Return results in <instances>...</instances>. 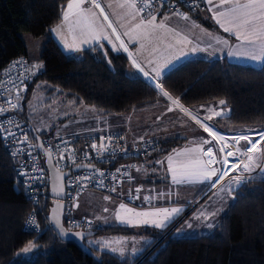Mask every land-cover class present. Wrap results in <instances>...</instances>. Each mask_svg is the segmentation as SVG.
Instances as JSON below:
<instances>
[{
  "label": "trees",
  "instance_id": "trees-1",
  "mask_svg": "<svg viewBox=\"0 0 264 264\" xmlns=\"http://www.w3.org/2000/svg\"><path fill=\"white\" fill-rule=\"evenodd\" d=\"M67 2L0 0V68L11 58L27 57L20 33L27 32L33 37L43 35L59 22L62 7ZM194 15L201 17L197 13ZM201 20L211 26L205 18ZM103 45L108 52L107 59L99 45L85 48L81 56L74 57L65 54L52 37L45 39L37 58L43 68L31 75L23 100L36 83L44 82L47 89L57 88L76 104L84 103L116 117L165 103L156 88V84H160L189 108L225 100L230 108L229 115L217 117L212 122L222 131L264 127V60L255 67L232 62L226 57L191 58L163 74L158 83L150 84L133 71L124 53ZM18 112L32 124L26 117L24 104ZM47 134L39 132L42 138ZM153 141L157 149L140 161L162 155L181 143L180 138ZM43 167L45 169L44 163ZM233 195L209 234L173 235L189 213L172 227L173 223L160 230L97 225L93 229L95 236L142 235L150 237L151 242L137 256L120 257L89 245L85 238L84 243L93 252L88 255L72 241H63L56 235L46 217L48 199L41 198L34 203L25 197L14 178L11 155L0 140V264H264V177L241 183ZM31 208L37 214L38 231L23 227ZM29 243L35 245L29 256L17 254Z\"/></svg>",
  "mask_w": 264,
  "mask_h": 264
},
{
  "label": "snow or ice",
  "instance_id": "snow-or-ice-1",
  "mask_svg": "<svg viewBox=\"0 0 264 264\" xmlns=\"http://www.w3.org/2000/svg\"><path fill=\"white\" fill-rule=\"evenodd\" d=\"M204 2L208 6V11L212 13V18L215 19L216 23L223 29V31L234 35L236 39L240 41V45L236 47L235 51L230 50V55L240 54L250 56L252 59H264V0H244V2H242V0H219L218 3H214V0H204ZM85 3H88L89 7H83ZM118 6L120 9L125 10L120 19L127 17L128 23L132 24L131 27H127L125 24H119L118 20L113 21L110 19L105 8L101 6V0H69L66 8L62 7L60 24L50 31L60 35L61 29L66 27L68 32L73 34V41L71 44L65 41V48L79 51L81 44H96L99 45L102 55H104L106 59L108 58V52L104 49V45L101 41H107L108 44L111 45L112 51L123 50L128 53L129 59H131L133 65L138 68L145 77L150 75L149 72L145 71L144 67L141 66L135 56L129 52L128 45L125 43V40L122 39V36L128 38V43L144 40L151 44L153 40L162 41L164 34L167 33L178 38L176 39V44L192 43L187 35H182L181 32L166 24V21L171 19V15L178 16L186 21L190 20V17L186 14L174 10L171 15L166 14L159 22L157 21L159 8L165 6L164 0H123ZM108 7L111 8L112 4L109 3ZM193 7H199V5L193 2ZM94 9H98L99 12L97 13ZM191 23L192 27H199L194 21ZM116 24H118L120 28H125V30L123 32L118 31V27L114 26ZM77 31L78 36L76 34ZM205 34L209 36L211 35L210 33ZM214 39L217 44H228L227 40H222L219 37H214ZM116 42H118V44ZM144 46V44H141V48H144ZM173 47L172 44L168 45L169 49H173ZM197 50L196 46H193L191 49L192 52ZM156 51H158V49H152L153 53ZM180 53L181 55L184 54L182 49L180 50ZM108 62L111 64V60H108ZM27 63L28 62L25 60H16L12 63V67L15 68L23 65L32 75L36 74L32 69L39 71L43 68L42 63H36L30 68L27 67ZM148 63L151 64L153 61L149 60ZM172 63L173 61L171 59L166 58L163 64L153 67L152 71L155 75L152 78L157 79L160 77L161 69L171 66ZM11 83L15 88L16 99L19 101L21 99V91L27 90V84L23 79L20 80L19 85H16L15 81H11ZM37 87L39 88L40 85H37ZM156 88L164 97H167V99L171 101L172 105L178 106L182 112L195 120L196 123L203 128L204 132L211 137V140L203 139L200 142L203 145H208L206 149L200 146L185 148L180 151H174V154H170L166 157L168 166L167 171L171 174V179L174 184L210 183L212 187L215 188L226 176H229L230 172L235 170L238 175L230 177V182L227 187L221 185L219 188V192H228L231 194L234 190L232 187L233 184L238 186L241 183L254 179L251 174L256 171L257 168H259L261 172H264V145H261L258 148L261 141H264V130H261L259 133H252L259 135V140H253L250 135L251 130H249V132L232 136V143L230 144L227 142L224 135H221L212 126L206 123V121L210 120L213 115H222V110L214 111L213 109H209L208 111L210 115L201 120L192 111L180 105L179 100L174 99L160 86V84H156ZM7 102L10 105L11 110H16L20 107L19 103H13L11 99ZM219 105H226V101L220 100ZM168 110L172 111V108L169 107ZM5 111H8V109L0 108V115H3ZM7 123L10 125L14 124L11 120H8ZM15 127L20 128L21 126L15 124ZM36 131H41V129L37 128ZM0 135H3L4 139L15 138L18 144H29L30 147H39L41 149L44 147L42 143L32 145L26 132L23 133V139H20L16 137V133L10 128L0 126ZM36 139L39 140V137L37 136ZM108 139L111 140V137ZM213 141L216 142L215 145H213ZM240 141H245V144L241 145ZM91 147L97 149L96 144H92ZM100 149L106 150L103 138H101ZM20 151H23V149H18L16 153H13V156L17 155ZM257 153L260 154L261 159V163L259 164L257 163ZM47 154L51 159V146L47 149ZM29 155H31V153H29ZM229 157H232L233 160L230 161L228 159ZM61 159H63V153H61ZM156 163L163 164L164 161H156ZM229 164H231V167H226ZM214 165H220V167H214ZM94 171L97 172L100 177L105 175V173L99 169H94ZM116 172L121 173V169H117ZM245 173L248 175H244ZM20 174L27 176V173ZM123 174L127 175L126 172ZM32 178L33 177H29V179ZM91 179H93L92 176L77 177V182L89 181ZM112 179L116 180L117 177L113 175ZM129 179H131V177H129ZM56 180H62V177L56 175ZM99 183L103 185V180H100ZM84 186V184H81V188ZM54 191L59 195L63 191V188L60 186L57 191L54 187ZM111 191L115 192L116 188L113 187ZM141 191L142 189L138 187L135 189V195H133L131 191L129 192V197L132 199H140L139 194ZM164 195V193L158 194V196L161 197ZM167 195L170 197L172 194L168 193ZM214 195H216V193H214ZM153 198L154 197L149 195L144 196L143 200L147 203ZM104 199L108 200L109 197L105 196ZM73 206L78 207L79 205L74 204ZM108 211V208H104V212ZM53 212H55V209ZM182 212V207L154 208L150 211H138L136 208L128 207L125 203H120L114 215L118 222L127 225H150L158 229H164L168 227V225ZM215 215L216 213L214 211L209 212L206 209H202L193 217V219L200 220L203 218L204 221H208ZM30 223L34 227H38L34 215L31 217ZM55 224L56 227L59 228L60 233L64 234V229L59 219L55 220ZM212 226L211 223L208 224V227ZM187 227H191L190 222L187 223ZM76 235L83 238L82 233H77ZM102 246L107 247V242H103ZM32 247H34V245L29 243L24 251H29ZM111 251H119L123 254L124 248H111ZM133 251L136 250L134 249Z\"/></svg>",
  "mask_w": 264,
  "mask_h": 264
},
{
  "label": "rangeland",
  "instance_id": "rangeland-1",
  "mask_svg": "<svg viewBox=\"0 0 264 264\" xmlns=\"http://www.w3.org/2000/svg\"><path fill=\"white\" fill-rule=\"evenodd\" d=\"M103 2L107 10L111 14V16L115 19V21L118 20L119 24H125L127 27L132 26V24L128 23L127 17L120 19L122 13L125 10L120 9L118 5L119 3H122L123 0H103ZM68 3H69V0H68ZM109 3L112 4L111 8L108 7ZM85 5H87V3H85L83 6ZM164 15L166 14H163V16ZM163 16H161L160 19L157 17V21L159 22L163 18ZM175 21H177V19L175 17H172L170 20L166 21V24L169 27L175 28L177 31L181 32L182 35H184L186 32V29H184V27L183 28L180 27V25H178V23ZM59 22H61V20ZM132 23H135V22H132ZM181 25L183 26L184 24H181ZM120 29L121 30L123 29L122 31L125 30V28H120ZM66 31H68L66 27L61 29V34L59 35L60 46L62 47L63 51L67 55L74 56V57L81 56L82 51L84 49H80L79 51H76V50L67 49L64 47L65 41H67V43L69 44L72 43V39L64 34V32ZM48 33L49 32L47 31L46 33H44L43 35L39 37H33L27 32L20 33L25 43L28 55H29L28 61L30 63V67L36 63H40L39 61H37V58L39 57L42 44L44 40L46 39ZM164 36H163L162 41L153 40L152 43L149 44L147 41L139 40L136 45L135 55L142 62L143 66H145L147 70L151 72L153 76L155 75V73L152 71L153 67L159 64H163L165 61L164 60L165 56L168 59H171L173 63L171 64V66L164 67L161 69V76L165 74L166 72H168L170 69L178 66L179 64H181L182 62L186 60H189L191 58L201 57L197 53V51L192 52L191 50L184 51L183 55L180 54L179 56L178 55L171 56L172 53L178 54V52L176 53L174 49L168 48V45L172 43H168L165 40ZM173 37L177 38L174 35ZM141 44L145 45L144 48H141ZM172 45H174V43ZM153 48L158 49V51L153 53L152 52ZM201 58H204V57H201ZM149 60H152L153 63L149 64L148 63ZM160 61H163V62L160 63ZM32 71L38 73L40 70L37 71L36 69H32ZM37 85H40V87L38 88ZM45 86L46 84L44 82L36 83L31 88L29 95H27L26 98L23 100L22 98L23 94H22L21 99L18 101L19 105L24 104L25 110H26V117L27 119L31 121L34 128L41 129V131H37L38 133L45 131L49 134L52 133L55 136L86 137V136H90V135L97 134V133L99 134L101 132H106L107 130H112L114 128H117L122 123V121L126 119L128 121L127 124L132 134L141 135V138L148 140L150 138H154L155 136H157L160 130L165 129L168 123L172 122V119H175L176 116H179L175 111L173 112L169 111V113L162 119L161 118L162 111H154V109L145 110L146 108H144L141 111L139 110L140 112L132 111L128 115L123 114L117 120L112 121L110 119L113 116V114L105 115L103 111H100L93 106H90L84 103L76 104L75 101L68 98L66 94L60 93L57 88L53 90H49ZM168 116H171V119H167ZM105 117H107V119ZM216 129L222 133L224 132V133H231V134L233 133L241 134V133L248 132L249 130H251L250 133H253L254 131H255L254 133H258L262 129H264V127L263 128H251V129H245V127L233 128L227 131H222L219 128H216ZM252 137H255V138L258 137L257 140L260 139L259 135H251V138ZM226 140L227 142H229L228 140H231V137H229L228 139L226 138ZM261 145H264V141H261V143L258 146L260 147ZM192 147H195V146L191 143L187 146L184 145L183 148L181 149H176V151L183 150L185 148H192ZM256 155H257V163L259 164L261 163L260 154L257 153ZM228 159L230 160V157ZM244 175H248V174L245 173ZM251 175L253 177H264V172H261L260 169L257 168L256 171H254ZM227 180L228 182H230V177L227 178L225 181ZM170 183H171L170 185L171 187L176 186L177 190H179L178 193L177 192L172 193V189L170 187L169 188L170 191L169 190L168 191L172 195L169 197L167 195L168 192H163L165 195L163 197L159 196L161 198V201L159 203L153 202V204H152V201L146 203L143 199L142 200L138 199L139 201H137V199H133L132 201L121 200L119 198H116L104 192L94 191L92 192V194L90 193L85 198L77 200L78 203L77 201H75L76 198L74 199L72 203L74 216L76 218H84V217H78L75 213L76 211L78 215L82 214L86 216L87 218H84V219H87L88 221L92 222L94 226H97V224L102 225V226L122 225V226L133 227L135 229L150 227V228H155L157 230H160L150 225L132 226V225L120 223L115 219L114 213L120 203H125L128 205V207L136 208L138 211H141V210L150 211L154 208L182 207L183 212L178 217H176V219L172 222L173 224L171 225V227L175 225L177 222H179L186 214L188 213L189 214L175 228V230L173 231V235L174 236H200V235L209 234L212 231L213 227L217 225L216 223L219 217L221 216V214L225 212L228 206V202L231 200L229 196H227L225 192H219V188H220L219 187L214 192H212L210 195H208L205 199H204V196H202L198 201H195L197 192H199L204 187L205 183H191V184L182 183V185L174 184L172 181H170ZM155 189L156 188H154V190ZM156 192L161 193L159 190ZM214 193H216V195H214ZM105 196H108L109 199L105 200L104 199ZM177 198L179 199V201L174 203V200H176ZM74 204H78L79 206L74 207L73 206ZM104 208H108L109 211L104 212ZM202 209H206L209 212L214 211L216 215L212 217L211 220H208V221H204L203 218L200 220L193 219V217L196 216ZM94 221L97 222V224H95ZM212 221H215V222L212 223ZM188 222L191 223V227H187ZM209 223H211L213 226L208 227ZM87 239H88L87 243L89 245L99 250H105V251L111 252L120 257L126 256L128 253L132 254L134 257L137 254H140L143 250H145V248L151 242L150 237H145L142 235L141 236L140 235H131V236H123V235L95 236L94 235V236L88 237ZM103 242H107L108 246L103 247L102 246ZM28 245L29 244H27L17 254H19L22 257L29 256L35 249V245L33 244L34 247H32L29 251H24V249ZM121 247L124 248L123 254H121L119 251L117 252L111 251V248L119 249ZM134 249L136 251H133Z\"/></svg>",
  "mask_w": 264,
  "mask_h": 264
},
{
  "label": "built area",
  "instance_id": "built-area-1",
  "mask_svg": "<svg viewBox=\"0 0 264 264\" xmlns=\"http://www.w3.org/2000/svg\"><path fill=\"white\" fill-rule=\"evenodd\" d=\"M193 2L198 4L199 7H193ZM164 3L165 6L159 8L158 12L166 13L178 10L183 14L188 12L201 13L206 8L204 0H164ZM16 60L27 61V67L30 68V63L25 56L11 58L0 68V108L8 109L3 115H0V126L10 128L16 133V137L20 139H23V133L26 132L30 143L36 145L35 140L31 137L29 123L19 114L18 109L11 110L7 102L11 99L13 103H18L15 88L11 81H15L16 85H19L20 80L23 79L28 87L32 80L31 73L27 71L25 66L12 67V63ZM23 92L21 91L20 96H22ZM8 120L13 121L14 124H8ZM15 124H19L21 127L16 128ZM109 137H111V140L108 139ZM101 138H103L106 150L100 149ZM0 140L4 149L11 155L12 172L14 178L20 184L25 197L34 203L38 202L41 198L48 199L50 206L53 198L48 192L47 175L43 167L44 161L37 147H30L29 144H18L15 138L4 139L3 135H0ZM42 141L47 149L51 146V156L56 168L61 171L69 170V174L65 178V205L62 219L63 225L69 230L94 229L92 222L84 218H76L72 208V203L76 196L86 191L104 192L121 200L132 201L133 199L126 192V185L132 179V170L135 166V161L148 157L157 149V144L153 140L143 141L139 144L129 143L123 131H109L86 137L62 138L56 137L53 134H47L42 138ZM92 144H96L97 149H93L91 147ZM207 147L208 145L205 149ZM18 149H23V151L13 156V153H16ZM61 153H63V159H61ZM77 165H88V167L73 170V167ZM214 167H220V165H214ZM94 169H99L105 175L100 177ZM117 169H121V173H117ZM125 172L127 175L123 174ZM20 173H27V176L21 175ZM113 175L117 177L116 180L112 179ZM236 175L238 173H229L227 177ZM85 176H92L93 179L77 182V177ZM29 177L33 178L29 179ZM100 180H103V185L99 183ZM81 184L85 186L81 188ZM113 187L116 188L115 192L111 191ZM33 215L35 216L38 227H34L30 223ZM23 227L29 231L39 230V221L34 208H31L27 212Z\"/></svg>",
  "mask_w": 264,
  "mask_h": 264
},
{
  "label": "crops",
  "instance_id": "crops-1",
  "mask_svg": "<svg viewBox=\"0 0 264 264\" xmlns=\"http://www.w3.org/2000/svg\"><path fill=\"white\" fill-rule=\"evenodd\" d=\"M218 2H219V0H214V3H218ZM242 2H244V0H242ZM67 4H68V2H67ZM101 6L105 8V11H106V13L109 14L110 19L115 21V19L111 16L109 11L107 10L103 0H101ZM205 6H206L205 10L202 11L201 13H197V14H200L199 16H201L202 18H205L211 24V26L205 25L202 22L201 17L198 18V16L194 15L196 13H189V12L184 13L188 17H190V20H187V21L178 17V16L171 15L172 12H166V13L158 12L157 13V17L159 19L161 16H163V14L171 15V18L175 17L177 19V21H175V22H177L178 25H180V27H182V28L184 27V29H186V32L184 35H187L188 39L192 42L191 44H186V43L176 44V39H178V38H174L172 34L168 35L167 33H165V36H164L165 40L168 43H172V44L174 43L173 49L176 51V53L178 52V54L172 53L171 56L172 55H178L179 56L181 54V53H179V51L181 49L183 50V53H184V51H187V50L190 51L193 46H196L198 49L197 53L201 57H204V59L212 60V59H216V58H220V57H226L228 60H230L232 62L239 63V64L251 65V66H255V67L260 66L264 59H252L250 56H247V55H240V54L230 55L229 54L230 50L231 51L236 50V47L238 45H240V41H238L234 35L224 32L223 29L216 23L215 19L212 18V13L208 11V6L206 4H205ZM83 7L87 8V7H89V4L87 3V5H85ZM94 11H96L97 13L99 12L98 9H94ZM192 21H194L196 25H199V27H192V23H191ZM59 23H56L55 25H53L49 29V31H48L49 33L46 37V39L49 37H52L53 39L56 40V42L58 44L60 43L59 35H57L55 32H52L50 30L55 28ZM181 24H184V25L182 26ZM114 26L118 27V31L123 32L122 31L123 29L121 30L119 28L118 24H116ZM202 30H204V31H202ZM109 32H110V30H109ZM205 33H210L211 35L209 36V35H206ZM64 34L67 35L69 38H71L73 41V34L72 33H69L68 31H66V32H64ZM76 34L78 36V31ZM214 37H219L222 40H227L228 44L227 45L217 44ZM122 39H124L125 43L128 45L129 52H131L135 56V58L138 60V62L141 64V66L144 67L145 71L149 72L150 75L148 77H145L143 73H140L139 70L131 62V59H129L128 53L124 52L123 50H120V52L124 53L125 56L128 58V61L130 63L131 68L133 69V71L140 74L150 84L157 82L160 78L153 79L152 78L153 75L151 74V72L149 70H147V68L145 66H143L142 62L135 55V49H136V45H137L138 41L128 43L127 37L122 36ZM101 43L106 44L107 46H109L111 48V45L108 44L107 41H101ZM116 43L118 44V42H116ZM93 45H96V44H82L80 46V49H85V48L91 47ZM59 46H60V44H59ZM61 49H62V47H61ZM257 52H258V49H257ZM28 56L29 55L27 52V59H28ZM168 57H170V56H168ZM201 57H199V58H201ZM166 58L167 57L165 56L164 60ZM163 61H160V63H162ZM158 94H160L165 99V103H160L157 106H154L151 108H146L145 110L154 109V111H162L161 118L163 119L169 113L168 109H169V107H171L172 112L175 111L179 116H176L175 119H172V122L168 123V125L165 129L160 130V132L158 133L157 136H155L154 138H150L148 140H167L170 138H180L181 143L178 146L172 148L171 150H169L168 152H166L162 155L152 157V158L147 159V160L145 159L142 161H140V160L135 161V166L132 170V179H131L130 183L128 185H126V192L129 193L131 191L133 195L135 194L136 188H138V187L141 188L142 191L139 194L141 200L143 199L144 196L151 195L152 197H154L151 200L152 204H153V202L159 203L161 201V198L159 196H157L159 192H156V191L159 190L161 193H163V192L169 193V191H170V189H169L171 187L170 181H172V179H171V174L167 171L168 166H167L166 157L170 154H174V151H176V149H181V148H183L184 145L187 146L191 143L195 147L200 146V147L205 148L207 145H203L200 142L203 139L211 140V137H209L208 134L206 132H204L203 128L199 124H197L195 120H193L190 116H188L184 112H182L178 106L172 105L171 102L167 99V97H164L159 92H158ZM220 100H223V99H219V100H217L215 102H211V103L200 104V105H197V106L192 107V108L186 107L183 104H181L180 102L179 103L184 108L189 109L194 114H196L201 120H203L204 117L210 115V113L208 111L209 109H213L214 111H221L222 110V112H223L222 115H220V116L213 115L210 120L206 121V123L208 125L212 126L221 135H224L225 138H227V139L229 137L234 136V135H239L240 133H233V134L224 133V132L222 133L216 129L217 128L216 126H214L212 124L213 119H215L217 117H225V116L229 115V113H230V108L227 105H223V106L219 105ZM141 110L142 109H140V111ZM145 110H144V112H145ZM137 111L140 112L139 110H137ZM137 111H135V112H137ZM131 112L126 113V115L130 114ZM120 117H121V115L116 116V117L112 116L111 119L110 118L109 119L112 121H115ZM105 118L107 119V117H105ZM167 119H171V116H168ZM127 123H128V121L125 119L124 121H122V123L117 128H114L112 130H107L106 132L123 131L125 133L128 141H129V143H131V144H139V143L147 140V139L141 138V135L132 134ZM251 128H255V127H245V129H251ZM262 130H264V129H262ZM43 132H45V131H43ZM101 133H103V132H101ZM250 135H255V134L250 133ZM56 137L62 138L65 136H56ZM67 137H69V136H67ZM252 139L257 140L258 137H256V138L252 137ZM228 141L230 144L232 143L231 140H228ZM215 143L216 142L213 141L214 145H215ZM240 144L244 145L245 141H240ZM258 148H259V146H258ZM231 159H233V158L230 157V161H231ZM156 161H164V163L158 164V163H156ZM137 169H139V170H137ZM227 178H229V177L226 176L224 178V180L221 181L220 184H218L215 188H213L210 183H205L204 187L199 192H197V196L195 197V201H198L202 196H204V199H205L208 195H210L212 192H214L221 185L227 187L229 184L228 180L225 181ZM213 179H215V178H213ZM238 186L235 184L232 185L234 190ZM154 188H156V189L154 190ZM171 189H172V193H174V192L178 193V191H179V190H177L176 186L171 187ZM92 192H94V191L89 190L83 194L78 195L76 197L75 201L85 198L90 193L92 194ZM225 194L227 196H229V198L231 200L233 199V196H234L233 192L231 194H229L228 192H225ZM201 200H203V199H201ZM231 200L228 202V204L231 202ZM137 201H139V200L137 199ZM178 201H179V199L177 198L176 200H174V203L178 202ZM77 203H78V201H77ZM75 213L78 217L87 218L86 216H84L82 214L78 215L76 211H75ZM220 217H219V219H220ZM219 219H218V221H219ZM218 221H217V223H218ZM214 222L215 221H212V223H214ZM95 224H97V222H95ZM97 225H99V224H97ZM126 227H128V226H126ZM107 236H110V235H107ZM111 236H118V235H111ZM123 236H127V235H123ZM129 236H131V235H129ZM127 255L133 256L132 254H129V253Z\"/></svg>",
  "mask_w": 264,
  "mask_h": 264
},
{
  "label": "water",
  "instance_id": "water-1",
  "mask_svg": "<svg viewBox=\"0 0 264 264\" xmlns=\"http://www.w3.org/2000/svg\"><path fill=\"white\" fill-rule=\"evenodd\" d=\"M30 125V131L31 134L36 142V144L42 143L43 144V149L37 147L39 153L43 157L44 161V166L46 169V175H47V186H48V192L49 195L53 198L52 204L48 208V212L46 214L47 220L49 221L51 227L55 231L56 235L63 241H72L76 245H78L85 253L88 255H92L93 252L91 249L88 247L86 243H84V239L94 236L95 235V230H69L67 229L63 223V210H64V198H65V191H66V186H65V178L69 174V170H64L61 171L58 168H56L52 156L51 159L49 158V155L47 154V148L45 147L42 137L39 135V133L36 131V129L33 127L32 124ZM39 137V140L36 139V137ZM82 167H88V165H77L73 167V170L82 168ZM56 175H60L62 177V180H56ZM62 186L63 191L57 195L56 192L54 191V187L59 190V187ZM55 209V212L53 210ZM59 219L60 223L64 229V234H61L59 231V228L56 227L55 220ZM77 233H82L83 238L80 236H77Z\"/></svg>",
  "mask_w": 264,
  "mask_h": 264
},
{
  "label": "bare ground",
  "instance_id": "bare-ground-1",
  "mask_svg": "<svg viewBox=\"0 0 264 264\" xmlns=\"http://www.w3.org/2000/svg\"><path fill=\"white\" fill-rule=\"evenodd\" d=\"M233 160V159H232ZM231 160V161H232ZM226 167H231V164L227 165ZM231 173H237L235 170H233Z\"/></svg>",
  "mask_w": 264,
  "mask_h": 264
}]
</instances>
